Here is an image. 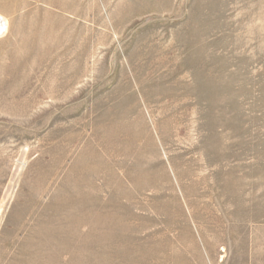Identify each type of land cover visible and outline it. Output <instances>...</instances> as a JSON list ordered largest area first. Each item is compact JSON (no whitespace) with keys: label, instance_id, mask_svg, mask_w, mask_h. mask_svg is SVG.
Here are the masks:
<instances>
[{"label":"rangeland","instance_id":"1","mask_svg":"<svg viewBox=\"0 0 264 264\" xmlns=\"http://www.w3.org/2000/svg\"><path fill=\"white\" fill-rule=\"evenodd\" d=\"M4 17L0 264H264V0Z\"/></svg>","mask_w":264,"mask_h":264},{"label":"bare ground","instance_id":"2","mask_svg":"<svg viewBox=\"0 0 264 264\" xmlns=\"http://www.w3.org/2000/svg\"><path fill=\"white\" fill-rule=\"evenodd\" d=\"M7 29H8V21L4 17L0 20V36L3 35L7 31Z\"/></svg>","mask_w":264,"mask_h":264}]
</instances>
